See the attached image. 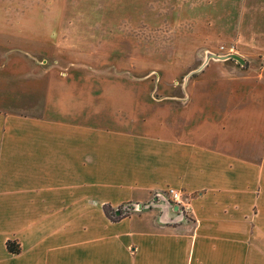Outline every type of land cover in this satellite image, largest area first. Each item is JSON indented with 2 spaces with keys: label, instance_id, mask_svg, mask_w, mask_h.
I'll list each match as a JSON object with an SVG mask.
<instances>
[{
  "label": "crops",
  "instance_id": "0c3cea01",
  "mask_svg": "<svg viewBox=\"0 0 264 264\" xmlns=\"http://www.w3.org/2000/svg\"><path fill=\"white\" fill-rule=\"evenodd\" d=\"M237 53L244 63L211 57L203 67L246 64ZM258 82L240 91L246 105L238 109L232 90L215 99L220 107L206 98L195 134L65 117L80 109L64 108L60 95L49 104L56 115L0 110V264H264V78ZM166 186L188 195L191 217L160 206L117 220L104 211L160 200ZM7 239L20 250L9 251Z\"/></svg>",
  "mask_w": 264,
  "mask_h": 264
},
{
  "label": "rangeland",
  "instance_id": "374dc122",
  "mask_svg": "<svg viewBox=\"0 0 264 264\" xmlns=\"http://www.w3.org/2000/svg\"><path fill=\"white\" fill-rule=\"evenodd\" d=\"M207 50L248 61L202 68ZM259 50L264 0H0V110L56 115L60 95L64 108L80 109L65 117L195 134L207 99L220 107L215 99L232 90V107L246 105L240 91L264 78ZM175 189L191 217L188 195Z\"/></svg>",
  "mask_w": 264,
  "mask_h": 264
},
{
  "label": "water",
  "instance_id": "95a60500",
  "mask_svg": "<svg viewBox=\"0 0 264 264\" xmlns=\"http://www.w3.org/2000/svg\"><path fill=\"white\" fill-rule=\"evenodd\" d=\"M211 57L216 58V59L233 58V59H236L240 63L245 62V59L237 52L229 51L225 53H217V52L207 50L205 54V58L203 59L201 63V66L203 67L207 63L208 59ZM197 69L199 68H196L195 70ZM156 197H158L160 200H155L154 198H152L151 200H148L146 202L129 201V202L123 203L122 207L124 210H129V211L134 210V209L139 210L141 208H147L151 206H160L162 208L173 207L175 210H178V213L181 216H183L184 213L177 202H173L172 199L164 196L161 191H158L156 193Z\"/></svg>",
  "mask_w": 264,
  "mask_h": 264
},
{
  "label": "trees",
  "instance_id": "16d2710c",
  "mask_svg": "<svg viewBox=\"0 0 264 264\" xmlns=\"http://www.w3.org/2000/svg\"><path fill=\"white\" fill-rule=\"evenodd\" d=\"M122 205L123 204H119L118 206L113 207L110 204H104L103 208L110 219L117 220L130 212L129 210H124ZM6 247L12 252H18L20 250V244L16 239H7Z\"/></svg>",
  "mask_w": 264,
  "mask_h": 264
},
{
  "label": "built area",
  "instance_id": "2783aa9c",
  "mask_svg": "<svg viewBox=\"0 0 264 264\" xmlns=\"http://www.w3.org/2000/svg\"><path fill=\"white\" fill-rule=\"evenodd\" d=\"M167 191L169 192V196H167L165 194V192L161 190V192H162V194L164 196L172 199L173 202H177L179 204L180 208L182 209L183 213H185L184 208L179 203L180 202V194H179V192L175 188H173V187H168L167 188Z\"/></svg>",
  "mask_w": 264,
  "mask_h": 264
}]
</instances>
